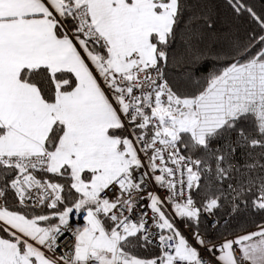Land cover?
<instances>
[{
	"label": "snow or ice",
	"instance_id": "1",
	"mask_svg": "<svg viewBox=\"0 0 264 264\" xmlns=\"http://www.w3.org/2000/svg\"><path fill=\"white\" fill-rule=\"evenodd\" d=\"M0 264H264V7L0 0Z\"/></svg>",
	"mask_w": 264,
	"mask_h": 264
},
{
	"label": "trees",
	"instance_id": "2",
	"mask_svg": "<svg viewBox=\"0 0 264 264\" xmlns=\"http://www.w3.org/2000/svg\"><path fill=\"white\" fill-rule=\"evenodd\" d=\"M249 3L254 5V7L257 11H260L262 9V7H264V0H249ZM255 219L258 220L259 217H256ZM243 225L249 231L254 230V228H255V225L252 223L251 218L243 220ZM157 254H158V250L155 248H149L148 250L140 249L137 252V255L145 257V258H150V257H153Z\"/></svg>",
	"mask_w": 264,
	"mask_h": 264
},
{
	"label": "built area",
	"instance_id": "3",
	"mask_svg": "<svg viewBox=\"0 0 264 264\" xmlns=\"http://www.w3.org/2000/svg\"><path fill=\"white\" fill-rule=\"evenodd\" d=\"M153 190H154V191H159V189H156L155 187H153ZM160 195L163 196L164 193L161 191V192H160ZM80 222L82 223L83 221L81 220ZM181 228H182L183 231H185V234H186V235H189V236H190V231L184 230V229H183V226H181ZM66 235H67V234H66ZM61 239H63V238H61ZM65 243H70V241H66ZM201 254H202L203 256H208V253L205 252V251H202Z\"/></svg>",
	"mask_w": 264,
	"mask_h": 264
},
{
	"label": "crops",
	"instance_id": "4",
	"mask_svg": "<svg viewBox=\"0 0 264 264\" xmlns=\"http://www.w3.org/2000/svg\"><path fill=\"white\" fill-rule=\"evenodd\" d=\"M182 230V229H181ZM183 231V230H182Z\"/></svg>",
	"mask_w": 264,
	"mask_h": 264
},
{
	"label": "rangeland",
	"instance_id": "5",
	"mask_svg": "<svg viewBox=\"0 0 264 264\" xmlns=\"http://www.w3.org/2000/svg\"><path fill=\"white\" fill-rule=\"evenodd\" d=\"M182 229V228H181Z\"/></svg>",
	"mask_w": 264,
	"mask_h": 264
}]
</instances>
